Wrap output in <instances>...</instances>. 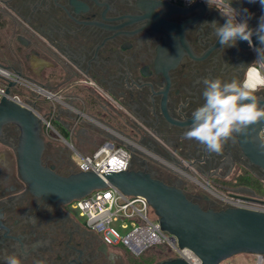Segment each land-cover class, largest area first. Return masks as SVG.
<instances>
[{
	"label": "flooded vegetation",
	"instance_id": "1",
	"mask_svg": "<svg viewBox=\"0 0 264 264\" xmlns=\"http://www.w3.org/2000/svg\"><path fill=\"white\" fill-rule=\"evenodd\" d=\"M227 3L253 29L264 15L258 0H0V64L45 95L33 97L52 131L43 135L44 165L68 175L77 152L120 140L130 169L180 188L204 209L226 208L215 193L239 191L244 161L264 171L248 162L237 133L219 154L184 133L204 102V79L242 84L250 68L264 70L256 36L253 47H222L215 35L210 24L225 23ZM254 94L264 97V89ZM19 135L8 125L0 137V264L12 254L22 264H128L72 204L31 192L19 174Z\"/></svg>",
	"mask_w": 264,
	"mask_h": 264
},
{
	"label": "water",
	"instance_id": "2",
	"mask_svg": "<svg viewBox=\"0 0 264 264\" xmlns=\"http://www.w3.org/2000/svg\"><path fill=\"white\" fill-rule=\"evenodd\" d=\"M257 98L264 105V97ZM8 125L16 126L20 132L16 147L19 174L36 196L70 205L94 191L115 187L125 195L146 199L161 229L177 240L180 249L192 251L201 264H220L242 254L264 255V212L233 207L204 209L180 188L142 170L129 168L104 174L77 171L60 175L43 163L46 142L42 120L32 109L3 97L0 137ZM263 129L264 120H261L237 133L244 156L262 171L264 143L260 133ZM157 264L190 263L178 257Z\"/></svg>",
	"mask_w": 264,
	"mask_h": 264
},
{
	"label": "built area",
	"instance_id": "3",
	"mask_svg": "<svg viewBox=\"0 0 264 264\" xmlns=\"http://www.w3.org/2000/svg\"><path fill=\"white\" fill-rule=\"evenodd\" d=\"M264 80V70L252 67ZM13 84V86H10ZM256 91L264 88V83L253 87ZM9 90V92H8ZM44 98L43 90L35 86L18 71L0 64V102L3 97L32 109L42 120L43 132L50 134V122L45 116V105H37L34 95ZM264 143V129L260 133ZM132 155L125 143L108 139L92 153H76L74 162L79 172H122L130 167ZM227 207L264 212V200L257 197L224 195L215 193ZM74 208L84 218L87 228L100 235L112 249L124 248L134 256H140L150 248L166 245L174 258H183L190 264H201L199 258L189 249H180L177 240L164 232L148 201L142 197L128 196L115 187L92 192L87 197L74 201ZM249 264H264V255L242 254ZM220 264H238L228 259Z\"/></svg>",
	"mask_w": 264,
	"mask_h": 264
},
{
	"label": "clouds",
	"instance_id": "4",
	"mask_svg": "<svg viewBox=\"0 0 264 264\" xmlns=\"http://www.w3.org/2000/svg\"><path fill=\"white\" fill-rule=\"evenodd\" d=\"M249 2L256 3L257 0ZM258 2L264 8V0ZM226 7L228 12L223 15L225 23L210 24L220 44L222 47H233L238 40H242L253 47V36H256L260 44V47L255 48L259 57L257 62L264 66V61L261 60V53L264 51V15L259 18L258 26L253 29L249 27L247 19L237 20L239 13L231 7V3H227ZM261 83H264V80ZM203 85L204 102L192 112L193 123L184 133V137L204 145L210 153L219 154L233 134L242 133L250 125L264 120V105H261V99L254 94L256 89L251 88L247 82L241 84L235 80L222 82L219 78H206ZM4 262L22 264L21 258L16 254L5 256ZM37 264H44V261H37Z\"/></svg>",
	"mask_w": 264,
	"mask_h": 264
},
{
	"label": "trees",
	"instance_id": "5",
	"mask_svg": "<svg viewBox=\"0 0 264 264\" xmlns=\"http://www.w3.org/2000/svg\"><path fill=\"white\" fill-rule=\"evenodd\" d=\"M107 139L101 140V142L97 145H101ZM77 168V167H76ZM77 169L69 170L68 174L77 172ZM237 186L246 187L251 189L256 195L257 198L264 200V181L254 174H252L246 168H242V172L239 174L237 178ZM236 186V184L234 185ZM215 210H221L223 208H213ZM124 251L127 257L128 264H157L161 261L174 258V254L166 245H158L153 248H150L145 253L140 256L132 255L128 250L124 248H120Z\"/></svg>",
	"mask_w": 264,
	"mask_h": 264
},
{
	"label": "rangeland",
	"instance_id": "6",
	"mask_svg": "<svg viewBox=\"0 0 264 264\" xmlns=\"http://www.w3.org/2000/svg\"><path fill=\"white\" fill-rule=\"evenodd\" d=\"M264 88H259L257 91L263 90ZM41 102L43 101V98H40ZM45 112V111H44ZM43 135H45V133L43 132ZM47 140V139H45ZM101 142V140H99L96 144L98 145ZM245 168L248 167L250 170H252L253 172H255L258 176H264V174L262 172H260L258 169L254 168V167H250L248 165V163L246 161L243 162ZM230 192V193H229ZM219 191L217 192L218 194H224L226 196L230 195L231 192H233L234 194H239V196H245V197H257V195L249 188L246 187H239V191L238 190H234V191ZM238 192V193H236ZM223 204V203H222ZM77 214L79 213L78 211H75ZM81 220L85 221L84 218H81ZM234 262L238 263V264H249V262L246 261L245 257L242 255L236 256L233 258Z\"/></svg>",
	"mask_w": 264,
	"mask_h": 264
},
{
	"label": "bare ground",
	"instance_id": "7",
	"mask_svg": "<svg viewBox=\"0 0 264 264\" xmlns=\"http://www.w3.org/2000/svg\"><path fill=\"white\" fill-rule=\"evenodd\" d=\"M262 80L263 78L258 74V72L255 69H252L249 73V80L247 83L251 88H253L258 84H262Z\"/></svg>",
	"mask_w": 264,
	"mask_h": 264
}]
</instances>
